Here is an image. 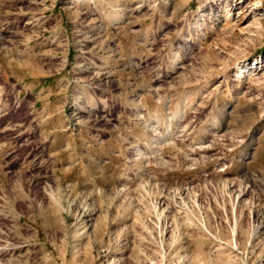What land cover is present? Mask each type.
Listing matches in <instances>:
<instances>
[{"label":"rangeland","instance_id":"374dc122","mask_svg":"<svg viewBox=\"0 0 264 264\" xmlns=\"http://www.w3.org/2000/svg\"><path fill=\"white\" fill-rule=\"evenodd\" d=\"M237 1L0 0V264H264Z\"/></svg>","mask_w":264,"mask_h":264},{"label":"bare ground","instance_id":"6f19581e","mask_svg":"<svg viewBox=\"0 0 264 264\" xmlns=\"http://www.w3.org/2000/svg\"><path fill=\"white\" fill-rule=\"evenodd\" d=\"M242 1H244V0H239V1H237L235 4H239L240 2H242ZM249 1V0H248ZM247 2V1H246ZM252 2V1H251ZM261 0H255V1H253V3H252V5H249V9L246 11V12H244V11H242V10H240V7H238L239 8V10H238V12H237V14L238 15H240L239 16V19H238V23H239V27H240V29H244L245 30V27L247 26V25H249V23H251L250 21V19H248V17L249 16H251L252 14H253V11L254 10H257V8H258V10H260V9H262V8H259L260 7V5H261ZM251 4V3H250ZM264 9V8H263ZM255 12V11H254ZM252 18V17H251Z\"/></svg>","mask_w":264,"mask_h":264}]
</instances>
